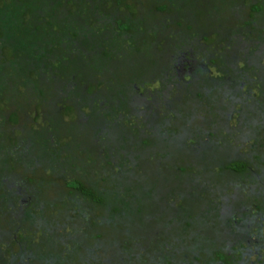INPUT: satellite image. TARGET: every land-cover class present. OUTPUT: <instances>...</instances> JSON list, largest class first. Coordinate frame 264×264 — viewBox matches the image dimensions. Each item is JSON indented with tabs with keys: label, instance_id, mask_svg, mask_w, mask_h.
I'll list each match as a JSON object with an SVG mask.
<instances>
[{
	"label": "trees",
	"instance_id": "trees-1",
	"mask_svg": "<svg viewBox=\"0 0 264 264\" xmlns=\"http://www.w3.org/2000/svg\"><path fill=\"white\" fill-rule=\"evenodd\" d=\"M261 131L264 0H0V264H264Z\"/></svg>",
	"mask_w": 264,
	"mask_h": 264
},
{
	"label": "rangeland",
	"instance_id": "rangeland-1",
	"mask_svg": "<svg viewBox=\"0 0 264 264\" xmlns=\"http://www.w3.org/2000/svg\"><path fill=\"white\" fill-rule=\"evenodd\" d=\"M145 4H143L142 6H144ZM203 25V18L202 17H200V19L196 22V24H195V28H200L201 26ZM160 44V43H159ZM162 44H164V43H162ZM162 47H163V45H161ZM161 46H159V53L157 52V51H155V50H152L153 51V54L156 56V53H157V55L159 56V58H158V60H159V64H161V63H164V58L161 56V50H160V47ZM187 59H189V62L191 63V66H190V68L192 67V65H193V69H192V71L190 72L192 75H196V76H202V75H206V74H208L209 73V71L206 69V68H204V67H202V65L200 66V65H198V63H197V58H198V56L197 55H194L193 53H191V55L190 54H188L187 56ZM154 59V58H153ZM157 60V61H158ZM189 68V69H190ZM155 71V70H154ZM150 73V72H149ZM190 73H187V74H190ZM213 73L210 71V73H209V75H212ZM150 77H152V76H150ZM157 77H158V75H157ZM191 77V76H190ZM154 78L155 79H153V80H157V78H156V76H154ZM152 79V78H151ZM191 79H193V78H191ZM15 89H16V87H15ZM17 89H18V85H17ZM23 95H24V92H23ZM23 95H21V100L23 101V99H22V97H23ZM28 96H26L25 97V99L27 98ZM242 107H243V109L245 110V111H248L250 108H251V104L250 103H247V102H244L243 103V105H242ZM14 107H11V105L9 104V106H8V109H13ZM30 112V111H29ZM175 111L173 110L172 111V113H174ZM132 113H134L135 114V110L132 112ZM136 117V116H135ZM186 118V117H185ZM183 120H185L183 117H178V116H175L174 117V119L172 120V121H174L176 124H178V125H180V124H182V122H183V124H184V121ZM193 121V120H192ZM191 121V122H192ZM156 124V123H155ZM182 126H185V125H182ZM159 127V124L155 127V128H158ZM121 130H123V129H121ZM62 133H64V135H68V129L67 128H65L63 131H62ZM72 135H73V137H78V135L77 134H75V132L73 131V133L71 134V135H68V136H71L72 137ZM258 137V140L259 141H257L258 143H256V146L253 148V142H252V140L250 141V143H248V145L245 147V149L244 148H242V149H244V151H246V157L248 156V152L250 153V154H254L255 156L256 155H258V156H261V153H262V149H259V150H257V147H258V145H264V131H261V133H259L258 135H256V138ZM155 138H159V136L157 135V136H155ZM149 141V140H148ZM249 142V141H248ZM148 143H150V141L148 142ZM159 143V142H158ZM154 145H155V147L152 145H150L149 146V144H147L146 146H145V149H146V151L147 152H152L151 154H154L155 156H153V159H155L153 162H152V164H156L157 162H159V164H161L162 165V167L163 168H166L167 167V165H168V168L166 169V174H171L172 173V170L170 169L171 168V165L174 163V164H176L177 163V165H180V166H183V168H184V170L186 171H190L189 170V168H188V166H187V164L189 165V162H190V156H187V157H185L183 154H179L178 156H176V158L175 157H171V155H170V157H165V158H168V159H165L164 157H157V156H159V154L161 155L162 153L156 148L157 146H156V142L154 143ZM253 148V149H252ZM144 149V148H143ZM143 149H140L139 151L140 152H142V151H144ZM172 149L173 148H171L170 146H166L165 147V149H164V151H168V153H172L173 151H172ZM193 151V150H192ZM191 151V152H192ZM157 152V153H156ZM159 153V154H158ZM192 154H193V152H192ZM172 155H176V154H174V153H172ZM162 156V155H161ZM155 157H157V158H155ZM248 158V157H247ZM114 164V167H113V172H115V170H118V171H122L123 170V165H117V164H115V162L113 163ZM152 164H148L147 165V167H145L147 170H149L150 172H152V168H153V166L152 167H148L149 165H152ZM177 165H176V167H177ZM190 167H191V165H189ZM175 167V168H176ZM142 169H144V166H142ZM157 169V168H156ZM113 172H111V173H113ZM159 183H160V178H159ZM175 184H176V182H175ZM175 184L173 183V187L175 186ZM51 191H52V195H53V197H55L56 196V189H55V187L54 186H51ZM52 195L50 194V192H49V196H50V200L51 201H55V199L54 198H52ZM138 197V196H137ZM56 198V197H55ZM223 198H220V197H218L217 198V200H222ZM224 207V209H227V208H230L229 207V204H227V203H225V205L223 206ZM148 208H150L149 206H148ZM54 211H55V214H54V216H55V219L57 220V219H59V221H62V218H63V215H64V209L61 207V205H60V203L58 202V200L56 199V203H55V208H54ZM100 231H102V233L103 234H105V236H103L102 237V239H100V241H105V243H106V246L108 245V243H109V241H110V239L112 238V237H114V235H115V233H111L110 234V230L107 228H105V226H101L100 228ZM120 231H118V233H119ZM106 250V248H105V244L104 245H102V247H100L99 248V251H98V256H100V257H105L106 256V254H107V252H106V254L105 253H103L104 251L103 250ZM253 256H254V254H252ZM253 256H251V259L253 260L254 258H253Z\"/></svg>",
	"mask_w": 264,
	"mask_h": 264
},
{
	"label": "flooded vegetation",
	"instance_id": "flooded-vegetation-1",
	"mask_svg": "<svg viewBox=\"0 0 264 264\" xmlns=\"http://www.w3.org/2000/svg\"><path fill=\"white\" fill-rule=\"evenodd\" d=\"M182 74L184 75V72H182Z\"/></svg>",
	"mask_w": 264,
	"mask_h": 264
}]
</instances>
